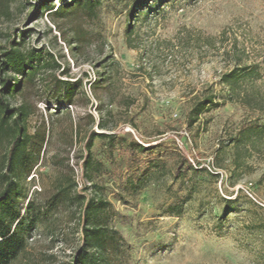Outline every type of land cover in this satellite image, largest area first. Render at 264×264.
Instances as JSON below:
<instances>
[{
  "label": "rangeland",
  "instance_id": "374dc122",
  "mask_svg": "<svg viewBox=\"0 0 264 264\" xmlns=\"http://www.w3.org/2000/svg\"><path fill=\"white\" fill-rule=\"evenodd\" d=\"M133 1L58 18L50 5L62 0H0V47L14 38L48 63L16 76L21 89L8 98L28 106L29 134L47 140L19 200L22 211L33 201L41 219L13 264H70L86 198L104 201L100 220L115 231L101 264H264V135L239 139L264 124V0H148L130 19ZM236 66H256L260 77L230 101L220 80ZM58 78L74 84L72 102L60 98ZM211 89L226 103L189 125ZM119 130L148 145L186 143L194 170L176 177L171 156L131 168L124 148L109 159L98 136L84 175L90 133ZM8 145L0 140V170Z\"/></svg>",
  "mask_w": 264,
  "mask_h": 264
},
{
  "label": "trees",
  "instance_id": "16d2710c",
  "mask_svg": "<svg viewBox=\"0 0 264 264\" xmlns=\"http://www.w3.org/2000/svg\"><path fill=\"white\" fill-rule=\"evenodd\" d=\"M64 1L62 0V3L57 7L54 4L50 5L51 13L54 16L64 18L68 14L79 12L93 16L103 0ZM147 2L148 0H134L129 8L130 19L135 17ZM43 4L48 5L47 2ZM127 33L129 35L134 33L131 25H128ZM20 46L14 38H11L6 45L0 47V140L6 139L9 143L0 170V264H13L26 252L29 238L42 214V211L34 206L33 201H29L22 211L19 200L23 194L21 181L30 175L29 172L47 140L39 133L29 134L26 125L30 114L28 106L22 104L13 107L8 98L21 89L22 83L16 76L32 78L36 76L41 66L48 63L43 62V56L37 50L24 51ZM9 73L14 76H10ZM259 77L260 73L256 66H236L224 73L220 83L228 89L229 95L226 100H237L240 96L238 89H241L246 82H253ZM73 85L68 80L57 79L55 86L61 99L63 96L72 102ZM226 100L220 101L212 89L209 93L203 94L202 97L195 100L187 117L188 124L194 125L202 112L209 108L219 107L225 104ZM240 132V140L243 142L251 140L253 136L264 135V124L250 125ZM98 136L106 139V151L109 159L113 160V151L116 147L124 148L131 161V168L139 167L147 160H149V168L156 167L159 165L157 161L171 156L175 160L174 174L176 177H181L188 171L194 170L189 153L186 151V143H183L180 148L172 149L163 140H156L154 144L149 145L143 143L137 140L130 131L119 130L111 134L93 131L84 144V175H86L88 167H92V147L95 137ZM133 174L138 176V173ZM143 174L146 173L141 175ZM66 195V191L63 189L55 193L50 199L49 209L58 207ZM103 206L104 201L96 203L94 199L89 198L84 201L79 227L81 243L74 252L70 264H101L104 262L105 253L114 241L110 232L114 233L115 231L105 226L100 220Z\"/></svg>",
  "mask_w": 264,
  "mask_h": 264
}]
</instances>
